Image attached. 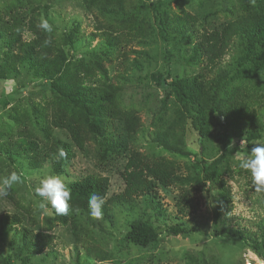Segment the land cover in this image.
<instances>
[{"label": "rangeland", "instance_id": "1", "mask_svg": "<svg viewBox=\"0 0 264 264\" xmlns=\"http://www.w3.org/2000/svg\"><path fill=\"white\" fill-rule=\"evenodd\" d=\"M158 1L160 9L166 10L170 18L184 24L194 22V28L200 32L222 28L245 11L243 6L250 7L252 3L251 0H123L127 9L123 17L89 12L83 7V0H0V20L22 5L25 8L46 7L49 14L54 13L59 31L50 35L62 45L65 66L69 69L67 77L93 86L105 82L107 90L115 88L119 108L132 111L139 118L141 129L130 146L151 162L166 163L187 180L181 186L160 187L156 199L143 196L126 208L113 209L110 221L82 217L76 222L71 204L66 216L55 214L50 206L47 212L39 209L38 198L33 196L32 189L37 177L47 170L42 174L27 175L19 166L24 157L13 162L0 150V177L12 171L22 172L25 176V183L14 185L7 197L0 198V216L17 215L22 219L21 226L15 227L17 231L27 228L53 238L50 247L42 252L33 250L20 262L16 259L20 245L14 231L4 233L0 235V264H245L246 259H250L248 252L254 253L238 237L214 234L213 211L223 187L232 198L231 220L221 224L220 219V230L233 227L236 221L250 227V222L264 215L262 197L251 190L250 173L236 166L235 154L245 153L241 149L245 145V136L226 128L224 117L211 105L204 113L208 132L200 139L190 121L183 117L175 98L169 97L165 89L149 79L150 75L160 73L170 82L175 78H191L201 70L200 64L186 60L189 59L188 43L184 45L181 38L175 37L179 40L176 41L160 36L149 7L150 3ZM68 21L77 22L76 27L65 25ZM70 29L75 31L69 43L64 35ZM100 31L110 36L113 47L109 41L99 38ZM241 45L238 39L233 42L223 60L225 65L232 63ZM11 55L12 52L8 56L0 52V145L7 140L27 138L28 133L34 134L43 144L51 145L60 139L72 145L68 132L53 124L57 118H62L61 111L68 109L66 103L44 85L40 74L18 67L16 75H1ZM241 79L236 89L244 103V98L248 97L254 110L264 107V74L246 71ZM208 80L207 77L200 80V88L202 93L210 95L212 88L207 84ZM226 96L224 93L220 97V105H224ZM71 110L78 113L77 109ZM108 126L104 135L126 138L121 123L110 121ZM258 126L263 128L258 141L264 142V117ZM42 127H47V137L41 133ZM84 129L88 133L84 148L73 151L68 164L69 177L61 175L62 179L68 184L87 174H97L109 180L107 198L119 194L124 188L120 173L128 153L110 151L103 137L93 133V122ZM154 134H164L174 149L160 146L154 140ZM258 141L253 142L249 153ZM208 165L219 170V183L212 185L205 180L204 166ZM188 189L192 190L198 207L192 213L182 214L179 212L183 200L180 191ZM135 220L148 222L158 234L157 240L146 248L124 241L129 225ZM175 224L184 225L189 232L170 235L168 230ZM250 264H256V260L251 259Z\"/></svg>", "mask_w": 264, "mask_h": 264}, {"label": "trees", "instance_id": "2", "mask_svg": "<svg viewBox=\"0 0 264 264\" xmlns=\"http://www.w3.org/2000/svg\"><path fill=\"white\" fill-rule=\"evenodd\" d=\"M251 2L250 7L243 6L245 11L234 21L220 29L202 30V32L194 28V22L185 23L187 25L184 26L185 24L181 21L170 18L166 10L160 9L159 1L149 5L160 36L176 41L179 40L175 37L181 38L184 45L188 43L186 49L190 52L187 51L189 58L186 59L187 62L201 65V70L191 78H175L167 82L166 77L158 73L150 75L149 79L165 89L169 97L175 98L181 107L183 117L190 121L200 139H204L208 132L204 122L205 109L212 105L215 112L224 117L223 125L226 128L239 131L245 136V145L241 148L245 152L251 149L253 142L261 139L263 128L258 124L262 123L264 117V107L262 106L257 111L254 110L247 101L248 97L244 98L246 100L244 103L239 89H236L238 80H242L246 71L264 74V0H251ZM83 7L89 12L97 11L103 15L123 17L127 10L123 0H83ZM5 16L6 19L0 20V52L7 56L12 52V55L7 58L4 73L1 75H16L15 69L18 67L27 71L31 70L34 74H40L44 79V85L66 103L68 109H64L66 112L61 111L62 118H57L53 124L56 128L66 130L73 144H66L56 139L54 143L47 145L41 143L34 134L28 133L27 138L2 142L0 150L13 162L21 161L24 157V162H20L19 166L20 170L27 175L42 174L43 170H47L68 178V164L73 158V151L83 150L88 138L84 127L93 122L95 125L93 133H98L103 137L110 151L128 153L127 162L120 173L124 188L117 195L107 198L109 180L97 174H87L80 179L68 182L67 185L72 193L70 204L74 221L79 222L82 217L90 219L88 198L93 192L105 198L102 220L110 221L113 209L126 208L143 196L156 199L157 190L160 187L165 188L175 184L181 186L187 182L166 163L151 162L130 146L137 140L141 129L139 118L132 111L119 108L115 100V88L107 90L105 82L93 86L67 77L69 69L65 66L66 58L62 45L51 37L52 43L45 47L43 42L49 34L42 33L36 28V24L43 17L57 29L56 21L53 19L56 17L54 13L49 14L46 7L25 8L22 5ZM57 18L66 22L61 17ZM67 23L65 25L74 27L77 24L75 21ZM74 31L75 29L65 31L66 42L72 41ZM100 37L102 40L109 41L110 46L113 47L110 36L106 32L100 31ZM237 39L242 44L237 50L238 54L230 65H225L223 60ZM135 67L138 65L135 64ZM206 77L209 79L207 84L212 88L210 95L202 93L200 88V80H205ZM224 93H227V96L224 105H220V97ZM255 93L257 94V91ZM71 109H77L78 113L74 112L75 115ZM110 121L119 122L124 126L125 139L104 135V132L109 130ZM42 128L41 133L47 137L49 134L47 127ZM153 138L163 148L174 149L171 140L164 134H154ZM60 149L66 153L64 158H58ZM213 165L204 166V178L212 185L219 183L220 178L219 170L212 168ZM15 167L18 170V167ZM251 190L256 196L262 197L264 204V193H257L253 186ZM180 193H182L183 200L180 203L179 212L182 214L194 212L198 207V202L192 197V190L188 189ZM231 200L230 192L224 187L221 188L217 207L213 211L214 234L238 237L264 260V215L250 222V227L240 225L236 221L233 227L224 229V231L219 229L220 219H222L221 224L229 223L231 220ZM21 223L22 219L17 215L0 216V235L14 231L20 245L16 259L20 262L27 258L33 250L42 252L50 247L53 240L48 234L34 232L27 228L17 231L15 227L21 226ZM188 232L189 230L182 224H175L168 230V233L173 236ZM157 238V232L148 222L135 220L129 225L124 241L146 248Z\"/></svg>", "mask_w": 264, "mask_h": 264}, {"label": "clouds", "instance_id": "3", "mask_svg": "<svg viewBox=\"0 0 264 264\" xmlns=\"http://www.w3.org/2000/svg\"><path fill=\"white\" fill-rule=\"evenodd\" d=\"M36 28L42 33L49 34L43 42L45 47L52 43L50 34L59 31L48 19L43 17L36 24ZM254 145L255 147L250 153L247 151L235 154L238 161L236 166L250 173L252 186L257 193H264V142L258 141ZM229 147L231 148V145ZM65 156L66 153L60 149L58 158ZM23 183H25V176L22 172L12 171L10 174L0 177V198L7 197L14 185ZM32 194L38 198V207L42 212H47L50 206L55 214L68 215L72 193L61 176L49 171L37 177V183L32 189ZM104 204L105 198L93 192L88 198L89 215L96 220L102 219ZM247 256L250 259H246L245 264H250L251 259L256 260V264H264V260H260L251 251L248 252Z\"/></svg>", "mask_w": 264, "mask_h": 264}]
</instances>
